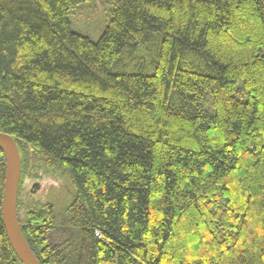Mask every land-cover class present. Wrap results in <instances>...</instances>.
<instances>
[{
  "label": "trees",
  "instance_id": "trees-1",
  "mask_svg": "<svg viewBox=\"0 0 264 264\" xmlns=\"http://www.w3.org/2000/svg\"><path fill=\"white\" fill-rule=\"evenodd\" d=\"M90 1L0 0V133L40 264H264V0H112L97 42L69 19ZM5 182L0 149V264H23Z\"/></svg>",
  "mask_w": 264,
  "mask_h": 264
},
{
  "label": "water",
  "instance_id": "water-1",
  "mask_svg": "<svg viewBox=\"0 0 264 264\" xmlns=\"http://www.w3.org/2000/svg\"><path fill=\"white\" fill-rule=\"evenodd\" d=\"M0 149L6 160V182L2 202L4 226L9 242L23 264H40L26 240L18 214V200L22 176V161L16 141L8 134L0 133Z\"/></svg>",
  "mask_w": 264,
  "mask_h": 264
},
{
  "label": "rangeland",
  "instance_id": "rangeland-1",
  "mask_svg": "<svg viewBox=\"0 0 264 264\" xmlns=\"http://www.w3.org/2000/svg\"><path fill=\"white\" fill-rule=\"evenodd\" d=\"M114 10L112 0H92L88 3L79 5L70 12V22L73 31L89 37L97 42L105 32L111 19V13ZM49 185L38 186L36 192L40 197H53V202L57 205L60 202L65 203L68 189L59 181H47ZM55 191V192H51ZM27 193V191L25 190ZM52 199V198H51ZM64 201V202H63Z\"/></svg>",
  "mask_w": 264,
  "mask_h": 264
}]
</instances>
